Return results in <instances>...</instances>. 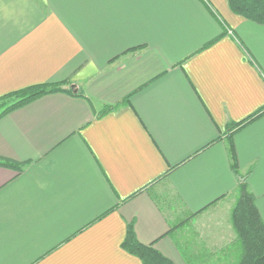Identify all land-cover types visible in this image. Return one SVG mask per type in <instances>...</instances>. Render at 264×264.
<instances>
[{
    "label": "crops",
    "instance_id": "crops-1",
    "mask_svg": "<svg viewBox=\"0 0 264 264\" xmlns=\"http://www.w3.org/2000/svg\"><path fill=\"white\" fill-rule=\"evenodd\" d=\"M0 264H235L226 128L264 108V25L228 0H0ZM114 110L100 113L105 106ZM264 223V113L232 134ZM239 255V256H238Z\"/></svg>",
    "mask_w": 264,
    "mask_h": 264
},
{
    "label": "trees",
    "instance_id": "trees-1",
    "mask_svg": "<svg viewBox=\"0 0 264 264\" xmlns=\"http://www.w3.org/2000/svg\"><path fill=\"white\" fill-rule=\"evenodd\" d=\"M228 5L234 14L264 25V0H228ZM66 84L67 81L35 84L2 95L0 96V115L48 93L70 92L68 88L64 87ZM116 107L117 105L105 106L100 113L114 110ZM262 113H264V108L242 121L230 123L226 128L230 166L238 181L235 191V203L230 212V222L241 250V255L235 264H264V223L255 206L254 196L248 189L247 176H240L238 173V165L231 141L232 134L236 130L245 126ZM0 165L11 167L18 171H20L22 166L20 163L8 160H0ZM121 246L128 253L138 257L142 264H173L154 249L151 244L145 245L138 242L132 224L127 225L126 235Z\"/></svg>",
    "mask_w": 264,
    "mask_h": 264
},
{
    "label": "rangeland",
    "instance_id": "rangeland-1",
    "mask_svg": "<svg viewBox=\"0 0 264 264\" xmlns=\"http://www.w3.org/2000/svg\"><path fill=\"white\" fill-rule=\"evenodd\" d=\"M235 203V202H234ZM234 205V204H233ZM233 207V206H232ZM231 212V211H230ZM229 220H230V214H229ZM231 223V222H230ZM238 250L237 251H239V255H241V250L239 249V248H237ZM238 255V256H239Z\"/></svg>",
    "mask_w": 264,
    "mask_h": 264
}]
</instances>
